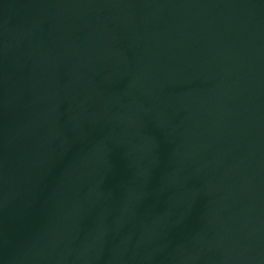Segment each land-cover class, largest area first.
I'll use <instances>...</instances> for the list:
<instances>
[{"label": "water", "instance_id": "water-1", "mask_svg": "<svg viewBox=\"0 0 264 264\" xmlns=\"http://www.w3.org/2000/svg\"><path fill=\"white\" fill-rule=\"evenodd\" d=\"M0 264H264V0H0Z\"/></svg>", "mask_w": 264, "mask_h": 264}]
</instances>
